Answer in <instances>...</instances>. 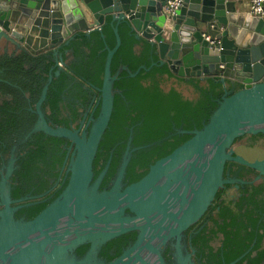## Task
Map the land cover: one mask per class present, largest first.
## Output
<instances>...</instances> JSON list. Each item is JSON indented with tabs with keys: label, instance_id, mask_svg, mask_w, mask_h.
Instances as JSON below:
<instances>
[{
	"label": "water",
	"instance_id": "water-1",
	"mask_svg": "<svg viewBox=\"0 0 264 264\" xmlns=\"http://www.w3.org/2000/svg\"><path fill=\"white\" fill-rule=\"evenodd\" d=\"M165 3L0 0V41L33 54H57L60 46L68 45L79 33L102 32L108 19L116 36L114 48L106 47L95 107L99 106V113L96 118L92 114L82 132L47 123L41 109L48 85L44 87L33 131L71 142L68 181L30 221L14 218L6 195L0 210V264H102L97 258L100 247L133 231L138 232L136 242L109 264H150L142 254L148 251L160 256L163 245L173 238L180 240L181 234L204 216L220 188L264 180V148L257 149L263 153L261 157L248 160L253 152L240 149L250 143L248 136L236 142L245 135L264 134V19L251 14L244 0H184L172 16L165 14ZM120 24H127L136 39L150 41L158 63L168 65L173 74L218 81L224 96L201 129H177L192 136L150 165L140 180L123 187L132 154L141 148L127 147L112 186L100 190L111 156L95 179L93 161L113 112L117 75L111 74V61L121 45ZM123 69L135 77L141 69L149 68ZM227 84L233 89L242 87L232 93ZM228 162L246 166L257 176L252 181L231 178L229 171L225 172ZM85 244L89 245L85 255L75 257L74 250Z\"/></svg>",
	"mask_w": 264,
	"mask_h": 264
},
{
	"label": "trees",
	"instance_id": "trees-1",
	"mask_svg": "<svg viewBox=\"0 0 264 264\" xmlns=\"http://www.w3.org/2000/svg\"><path fill=\"white\" fill-rule=\"evenodd\" d=\"M118 32L121 45L111 61V74L117 75L113 87V112L93 161L96 178L111 156L103 184L115 176L130 137L132 147H141L133 152L126 170L130 182H134L145 176L155 161L170 154L192 136L189 133L180 134L177 129H201L224 96L223 85L218 81L211 78L180 77L173 74L168 65H160L156 48L146 39H136L127 24H120ZM115 45L116 36L111 19H108L102 32L94 31L90 35L79 33L68 45L63 46L73 50L76 61L60 71L59 75H56L57 68L53 67L52 57L46 52L33 54L21 51L12 55H0V78L12 83H16V77H30L33 83L38 79L39 96L48 77L52 75L42 108L46 112L49 109L53 114V121L58 124L59 102L69 83V77L79 76L89 82V85L101 88L107 57L106 47L112 49ZM26 61L29 70L24 67ZM11 64L21 70V75L9 74ZM141 66L149 69H141L135 77H130L123 69L126 67L134 72ZM22 79L18 83L20 91L30 90L33 83ZM228 84V89H233ZM92 86L89 88L99 97V91ZM241 87L236 86L232 93ZM7 89L5 83H0V91L7 93ZM88 101L89 98L85 96L83 102ZM98 113L99 106L94 110L93 117L96 118ZM37 136L39 140L59 145L66 140L43 133ZM247 136L249 146H255L261 140L260 144L264 142V134L245 135L236 142ZM227 171L229 175L237 171V177L247 181L257 175L256 171L234 162L226 164L225 172ZM231 185L234 184L219 189L212 205L202 217L201 220H207L208 224L200 238L206 242L208 236L204 232L209 228V240L222 235L221 249L227 261L240 257L252 246L244 256V261L248 260L249 264H264V180L240 185V196L237 198L228 194ZM46 206L47 204L40 205L37 210ZM86 248L87 245L80 247L78 254L81 255ZM210 251L212 252V248Z\"/></svg>",
	"mask_w": 264,
	"mask_h": 264
},
{
	"label": "flooded vegetation",
	"instance_id": "flooded-vegetation-1",
	"mask_svg": "<svg viewBox=\"0 0 264 264\" xmlns=\"http://www.w3.org/2000/svg\"><path fill=\"white\" fill-rule=\"evenodd\" d=\"M0 43H3V46L0 47L1 56L12 55L21 51L31 53L21 47L10 44L4 39ZM63 46L65 45L60 46L57 54L52 53V51H46L48 56L52 57L53 67L57 68L56 75H59L60 71L68 67L70 63L76 61L73 50ZM27 66L29 64L26 61L24 67L29 70L30 68H27ZM8 72L12 75H21V70L15 67L14 64L10 65ZM20 79L22 78L16 77V83H12L9 80L0 78V83H5L8 88L7 93L0 91V210L4 209L3 200L8 195L10 207L14 209V218L16 220L30 221L43 210H37L40 205L50 204L66 186L69 175L67 166L71 159L73 148L71 142L67 139L60 145L56 142L39 140L37 135L43 132L33 131L38 121L37 103L46 84L49 86L52 75L48 77L39 96L38 79L33 83L30 77L29 79L24 77L23 81L33 83L30 90L28 89L25 92H21L18 86ZM89 86L92 85H89V82L83 78L75 75L70 76L69 83L59 102L58 124L53 121V114L50 113L49 109L47 112L43 110L42 106L45 100L42 103L41 109L47 123L53 127L79 129L82 132L99 101V97L93 94L94 91ZM92 88L96 91L99 89L93 86ZM85 96L89 98L86 103L83 102ZM261 142L262 140L257 142L255 146H249L246 143L240 146V149L253 152V155L248 160H254L263 155L264 152H257V149L264 148V142L260 144ZM127 147L132 150L136 148L132 147L129 140L126 143L124 152ZM235 147L236 142L234 150L235 154H237ZM107 163L108 161L106 165ZM238 170L240 171V168ZM237 174L236 171L235 174L229 175V177L238 178ZM105 177L101 182L100 190L109 189L115 176L103 184ZM134 182H130V177L126 171L122 182L123 187ZM236 185L238 184L231 185L228 194L237 198L240 196L238 193L239 186L243 184H239L238 188ZM263 217L264 210L262 212ZM201 219L186 229L181 234L180 240L173 238L166 245H163L160 249V256H155L146 251L142 254V257L148 260L150 264H249L248 260L244 261V257H237L231 261L226 260L221 249L223 246L221 234L217 238L209 240L208 237L211 236V233L209 228H207L204 232L208 236L206 242L201 239L204 227L208 224L207 220ZM137 237L138 232L133 231L104 243L97 254L99 262L109 264L118 259L136 242ZM85 245H87V248L81 255L78 254L77 250L84 245L74 250L73 254H75V257L82 258L85 255L89 249V245ZM210 248H212V252ZM219 249L220 251H218ZM251 249L252 246L248 250Z\"/></svg>",
	"mask_w": 264,
	"mask_h": 264
},
{
	"label": "built area",
	"instance_id": "built-area-1",
	"mask_svg": "<svg viewBox=\"0 0 264 264\" xmlns=\"http://www.w3.org/2000/svg\"><path fill=\"white\" fill-rule=\"evenodd\" d=\"M165 1L164 12L167 16H172L184 4V0ZM249 12L264 19V0H249Z\"/></svg>",
	"mask_w": 264,
	"mask_h": 264
},
{
	"label": "crops",
	"instance_id": "crops-1",
	"mask_svg": "<svg viewBox=\"0 0 264 264\" xmlns=\"http://www.w3.org/2000/svg\"><path fill=\"white\" fill-rule=\"evenodd\" d=\"M244 2H245V4H247L248 7H249V0H244Z\"/></svg>",
	"mask_w": 264,
	"mask_h": 264
}]
</instances>
